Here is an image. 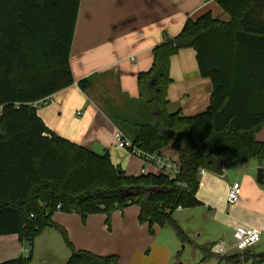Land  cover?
<instances>
[{
    "label": "trees",
    "instance_id": "trees-1",
    "mask_svg": "<svg viewBox=\"0 0 264 264\" xmlns=\"http://www.w3.org/2000/svg\"><path fill=\"white\" fill-rule=\"evenodd\" d=\"M80 1L0 0V234H17L28 246L26 255L0 264L29 263L35 239L47 228L58 230L70 245L65 264H118L116 254L71 246L67 230L53 220L57 211L77 213L84 223L103 213L109 222L114 211L137 204L139 221L152 232L154 225H170L185 243L189 237L173 213L203 204L196 193L205 155L242 163L264 160V142L256 139L264 125V0H216L229 20L206 12L188 19L179 34L164 33L151 67L138 74L151 119L129 122L135 127L130 135L148 153L173 141L181 162L174 178L128 175L108 151L95 152L56 135L37 114L35 102L75 82L70 51ZM185 48L196 50L200 74L213 83L207 109L191 116L167 109L170 59ZM89 84L87 78L78 81L84 90ZM114 119L120 126L127 123ZM243 252L223 259L264 262V252Z\"/></svg>",
    "mask_w": 264,
    "mask_h": 264
},
{
    "label": "crops",
    "instance_id": "crops-1",
    "mask_svg": "<svg viewBox=\"0 0 264 264\" xmlns=\"http://www.w3.org/2000/svg\"><path fill=\"white\" fill-rule=\"evenodd\" d=\"M206 12L229 20L216 0H81L70 51L75 82L36 102L37 114L56 135L95 152L108 151L114 163L115 154L120 150L114 142L115 133L121 130L131 136L114 118L127 122L124 124L130 130L135 127L129 122L142 124L151 119V111L139 94L137 76L151 67L153 49L163 42L164 33L175 36L188 19L195 20ZM261 19L264 20V14ZM84 78L90 82L87 90L78 85ZM170 78L169 112L191 116L207 109L213 83L200 74L195 49H181L171 57ZM256 139L264 142V125L256 133ZM159 153L180 160L173 141ZM146 168L149 172L155 171L150 165ZM259 168L264 172V160L224 161L222 175L208 170L201 175L196 196L203 202L198 207H202L208 224L194 233L198 238L202 236L199 243L189 236L187 241L200 250L196 262L173 261L179 243L171 235H156L154 231H159L161 226L154 225L152 232L147 222L141 223L137 204L114 211L112 224L111 218L107 222L103 213L89 215L84 223L77 213L57 211L53 220L69 231L78 250L103 256L116 254L118 264H226L223 257L236 251L228 247L225 253H217L216 246H232L236 226L245 224L264 232V178L262 182L257 180ZM141 169L135 173L125 171L128 175H139ZM233 183L241 185V193L239 200L229 205L227 192ZM115 225L125 230L119 245L99 239L101 229L114 230ZM46 230L56 229L47 228L35 239L32 258L36 242L43 239ZM210 243H215L214 247L205 251ZM257 244L251 251L255 252ZM27 250L17 234H0V262L24 255ZM44 254H47L45 264H63L69 253H62L57 262H48V256L56 257L55 243L49 241Z\"/></svg>",
    "mask_w": 264,
    "mask_h": 264
},
{
    "label": "rangeland",
    "instance_id": "rangeland-1",
    "mask_svg": "<svg viewBox=\"0 0 264 264\" xmlns=\"http://www.w3.org/2000/svg\"><path fill=\"white\" fill-rule=\"evenodd\" d=\"M123 127L125 128V130H128L131 135L134 134L135 129L130 130V127L126 126L125 124H123ZM113 161L116 165L120 164V166L124 170H126L128 173L130 172L135 173L137 171H140L141 166L143 164V161L139 156H137L136 154L132 153L130 150L125 149V148H120V150L117 151ZM235 174L236 173H233L232 176H235ZM132 206H135V205H132ZM173 217L177 220L181 231L187 234L190 238H193L194 240H196L197 243H199L198 241L202 240V236L198 238L197 235H194V233H199L205 224H208L205 216L203 215L202 207L176 209L173 213ZM111 224H112V217H111ZM115 227L116 228L114 230L113 229L109 230L107 228L101 229L99 236H98L99 239L105 242L113 243V244L118 243L119 245V243L121 242L120 239L123 237L125 230L119 228L116 225ZM158 230L159 231H154V233L156 232V235L159 234L160 237L163 236V234L166 235L167 237L171 235L173 236L175 241L179 243L178 251L174 255L173 261L175 262H178V261L196 262L197 261L200 250L198 248L193 247L190 242H186V243L181 242L178 236L177 230L174 227L168 225V226H164L160 228L158 227ZM67 234H68V239L70 241L71 246H73L76 250H78L75 247L69 235L68 230H67ZM43 236H44L42 237L43 239L37 240L36 245L34 247L33 258L27 264H45L43 261L46 259L47 254L46 255L44 254V250H45V246L47 245V242L49 241H53V243H55V253H56L55 256L56 257L55 259H53L48 256V262H57L59 258H62L61 256L62 253H65V255L69 253L66 256V258L63 260L64 261L63 264H65L67 259L71 255V249H70L71 247L69 244H67L62 233H60L58 230H55V231L46 230ZM25 245L28 248L27 244ZM62 251H65V252H62ZM262 252H264V232L261 235L260 242L256 245V248H255V253H262ZM108 254H111V253H108ZM24 255H26V253Z\"/></svg>",
    "mask_w": 264,
    "mask_h": 264
},
{
    "label": "built area",
    "instance_id": "built-area-1",
    "mask_svg": "<svg viewBox=\"0 0 264 264\" xmlns=\"http://www.w3.org/2000/svg\"><path fill=\"white\" fill-rule=\"evenodd\" d=\"M36 104V102L34 103ZM115 144L120 148H125L130 150L132 153L139 156L143 161V166L141 169V173L143 174H164L169 178L176 177L181 170V162L180 160L171 159L164 155H161L159 152L148 153L142 150L132 139L131 136L125 134L123 131L118 130L114 136ZM152 166L155 171L149 172L146 166ZM206 172V169L202 167L199 170V173L202 175ZM241 193V185L239 183H233L229 186L227 192V202L229 205L236 203L240 198ZM180 208V207H179ZM262 235V230L253 226L240 224L234 229V244L232 246H220L217 245L218 248L217 253H225L228 247L233 248L236 252H242L247 249L252 248L255 244H257ZM28 252V250H27Z\"/></svg>",
    "mask_w": 264,
    "mask_h": 264
},
{
    "label": "water",
    "instance_id": "water-1",
    "mask_svg": "<svg viewBox=\"0 0 264 264\" xmlns=\"http://www.w3.org/2000/svg\"><path fill=\"white\" fill-rule=\"evenodd\" d=\"M167 135L169 137H173L175 135L174 131H170L167 133ZM223 164H224V160L221 158H218L212 154H206L204 157V163H203V167L211 172H214L218 175H222L224 173L223 171ZM264 178V172L262 168L258 169V177L257 180L259 182H262Z\"/></svg>",
    "mask_w": 264,
    "mask_h": 264
}]
</instances>
